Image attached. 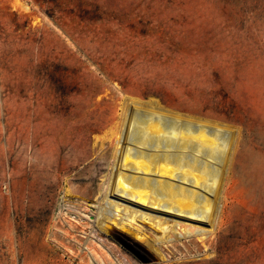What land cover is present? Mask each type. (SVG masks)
Instances as JSON below:
<instances>
[{"label":"rangeland","instance_id":"374dc122","mask_svg":"<svg viewBox=\"0 0 264 264\" xmlns=\"http://www.w3.org/2000/svg\"><path fill=\"white\" fill-rule=\"evenodd\" d=\"M19 1L30 11L0 0V264H142L96 224L111 162L93 145L98 116L157 101L241 127L264 152V0ZM246 197L212 257L131 238L148 264H264V178Z\"/></svg>","mask_w":264,"mask_h":264},{"label":"bare ground","instance_id":"6f19581e","mask_svg":"<svg viewBox=\"0 0 264 264\" xmlns=\"http://www.w3.org/2000/svg\"><path fill=\"white\" fill-rule=\"evenodd\" d=\"M14 7L30 11L19 0ZM98 118L102 125L94 129L93 145L108 151L111 162L97 226L115 236L113 224L162 258L160 247L176 243L201 245L207 258L214 256L244 198L261 188L260 141L241 127L138 97H126L123 106ZM90 120H81L84 129ZM81 131L77 147L88 139ZM145 220L160 234L154 242L141 233Z\"/></svg>","mask_w":264,"mask_h":264},{"label":"water","instance_id":"95a60500","mask_svg":"<svg viewBox=\"0 0 264 264\" xmlns=\"http://www.w3.org/2000/svg\"><path fill=\"white\" fill-rule=\"evenodd\" d=\"M111 237L131 252L142 264L156 262L157 258L149 254L146 247L134 241L130 236L118 232L115 236L111 235Z\"/></svg>","mask_w":264,"mask_h":264}]
</instances>
